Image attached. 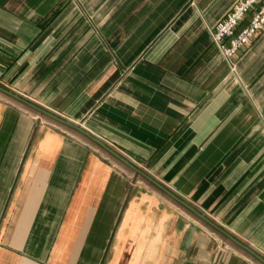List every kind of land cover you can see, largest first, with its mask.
<instances>
[{
	"label": "crops",
	"instance_id": "0c3cea01",
	"mask_svg": "<svg viewBox=\"0 0 264 264\" xmlns=\"http://www.w3.org/2000/svg\"><path fill=\"white\" fill-rule=\"evenodd\" d=\"M236 1L0 0V87L264 259V28L211 39ZM0 264L261 263L0 91Z\"/></svg>",
	"mask_w": 264,
	"mask_h": 264
},
{
	"label": "built area",
	"instance_id": "2783aa9c",
	"mask_svg": "<svg viewBox=\"0 0 264 264\" xmlns=\"http://www.w3.org/2000/svg\"><path fill=\"white\" fill-rule=\"evenodd\" d=\"M250 13L252 15L248 23L239 28ZM263 28L264 0H237L212 28L211 39L225 60L231 62Z\"/></svg>",
	"mask_w": 264,
	"mask_h": 264
},
{
	"label": "water",
	"instance_id": "95a60500",
	"mask_svg": "<svg viewBox=\"0 0 264 264\" xmlns=\"http://www.w3.org/2000/svg\"><path fill=\"white\" fill-rule=\"evenodd\" d=\"M0 91L7 94L8 96H10L11 98H13L14 100L34 109L35 111H37L38 113L42 114L43 116H46L47 118H50L51 120H54L55 122L62 124L66 127H69L71 129H74L76 131H78L79 133L83 134L84 136H86L87 138H89L90 140H92L94 143L98 144L100 147H102L104 150H106L111 156H113L116 160H118L119 162H121L122 164H124L126 167L130 168L131 170L141 174L142 176H145L152 184H154L156 187H158L159 189H161L162 191H164L166 194H168L170 197L174 198L177 202L181 203L183 206H185L186 208H188L191 212H193L198 218H200L201 220H203L205 223H207L208 225H210L211 227L215 228L217 231H219L220 233H222L226 238H228L230 241H232L234 244H236L238 247H240L241 249H243L244 251H246L248 254H250L252 257H254L256 260H258L261 264H264V259L259 256L258 254H256L255 252H253L251 249H249L247 246L243 245L242 243H240L238 240H236L235 238H233L231 235H229L228 233H226L224 230L220 229L218 226H216L213 222H211L208 218H206L203 214L197 212L194 208H192L191 206H189L188 204H186L185 202H183L182 200L178 199L177 197H175L173 194H171L168 190H166L163 186H161L159 183H157L156 181L152 180L151 178L147 177L145 174H143L139 169H137L133 164H131L126 158H124L123 156H121L120 154H118L117 152H115L113 149L109 148L106 144H104L102 141H100L99 139L93 137L92 135H90L89 133H87L86 131H84L83 129H81L80 127L32 104L31 102L21 98L20 96H18L17 94L9 91V90H5L3 88L0 87Z\"/></svg>",
	"mask_w": 264,
	"mask_h": 264
}]
</instances>
